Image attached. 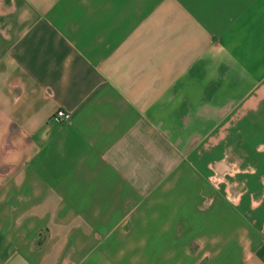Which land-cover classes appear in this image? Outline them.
<instances>
[{"label": "crops", "instance_id": "obj_1", "mask_svg": "<svg viewBox=\"0 0 264 264\" xmlns=\"http://www.w3.org/2000/svg\"><path fill=\"white\" fill-rule=\"evenodd\" d=\"M0 264H264V0H0Z\"/></svg>", "mask_w": 264, "mask_h": 264}, {"label": "built area", "instance_id": "obj_2", "mask_svg": "<svg viewBox=\"0 0 264 264\" xmlns=\"http://www.w3.org/2000/svg\"><path fill=\"white\" fill-rule=\"evenodd\" d=\"M55 116L59 119L65 120V121L70 120V117H71L70 113L65 111L64 109H58L55 112Z\"/></svg>", "mask_w": 264, "mask_h": 264}]
</instances>
